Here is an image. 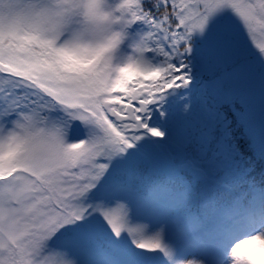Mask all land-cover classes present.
<instances>
[{"label":"snow or ice","instance_id":"1","mask_svg":"<svg viewBox=\"0 0 264 264\" xmlns=\"http://www.w3.org/2000/svg\"><path fill=\"white\" fill-rule=\"evenodd\" d=\"M258 32L264 0H0V264H264Z\"/></svg>","mask_w":264,"mask_h":264},{"label":"rangeland","instance_id":"2","mask_svg":"<svg viewBox=\"0 0 264 264\" xmlns=\"http://www.w3.org/2000/svg\"><path fill=\"white\" fill-rule=\"evenodd\" d=\"M264 43V36H261L259 32L257 33L256 37L254 38V44ZM260 241H252L249 247H256L259 245Z\"/></svg>","mask_w":264,"mask_h":264}]
</instances>
